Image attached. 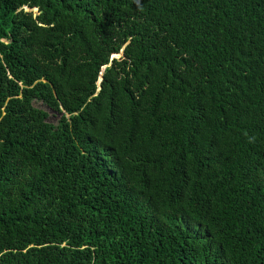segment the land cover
Returning a JSON list of instances; mask_svg holds the SVG:
<instances>
[{
	"label": "trees",
	"instance_id": "1",
	"mask_svg": "<svg viewBox=\"0 0 264 264\" xmlns=\"http://www.w3.org/2000/svg\"><path fill=\"white\" fill-rule=\"evenodd\" d=\"M0 264H264V0H0Z\"/></svg>",
	"mask_w": 264,
	"mask_h": 264
},
{
	"label": "rangeland",
	"instance_id": "2",
	"mask_svg": "<svg viewBox=\"0 0 264 264\" xmlns=\"http://www.w3.org/2000/svg\"><path fill=\"white\" fill-rule=\"evenodd\" d=\"M26 10H30L29 8H25ZM34 12H37L36 9H34ZM38 107H44L45 109V105L42 103V102H36L35 103ZM49 113H50V117H49V120L53 123H57V120L59 118V114L57 113H54L52 111H49V109H46Z\"/></svg>",
	"mask_w": 264,
	"mask_h": 264
},
{
	"label": "clouds",
	"instance_id": "3",
	"mask_svg": "<svg viewBox=\"0 0 264 264\" xmlns=\"http://www.w3.org/2000/svg\"><path fill=\"white\" fill-rule=\"evenodd\" d=\"M122 55H123V50L120 52V54L113 55L111 59H113V58H119ZM101 80H102V78L100 79L99 83L101 82Z\"/></svg>",
	"mask_w": 264,
	"mask_h": 264
}]
</instances>
